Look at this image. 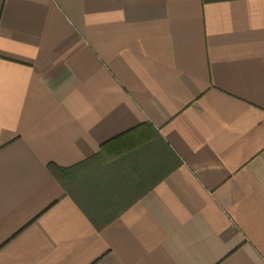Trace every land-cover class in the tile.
Returning <instances> with one entry per match:
<instances>
[{"label":"crops","instance_id":"0c3cea01","mask_svg":"<svg viewBox=\"0 0 264 264\" xmlns=\"http://www.w3.org/2000/svg\"><path fill=\"white\" fill-rule=\"evenodd\" d=\"M0 264H264V0H0Z\"/></svg>","mask_w":264,"mask_h":264},{"label":"trees","instance_id":"16d2710c","mask_svg":"<svg viewBox=\"0 0 264 264\" xmlns=\"http://www.w3.org/2000/svg\"><path fill=\"white\" fill-rule=\"evenodd\" d=\"M126 133H128V132H126ZM122 136H123V134H121L120 136H118V137H116V138H114V139L106 142L105 144H103V146H101V150H100V152L97 155H95V156H93L91 158H88L87 160H85L83 162H80V163H78L76 165H73V166H70V167H67V168H61V167H57V166H54L52 164H49L48 167H49L50 171H52L53 173L59 172L60 175H63L64 176V175H66L68 173V171L74 170L79 165H81L83 163H86V162H88V161H90V160H92L94 158H98V156L100 155V153H102V148H104L106 145H108V144H110L112 142H115L118 138H120Z\"/></svg>","mask_w":264,"mask_h":264}]
</instances>
